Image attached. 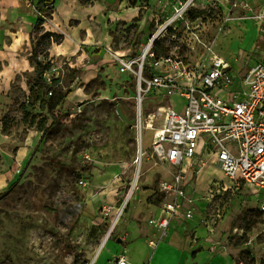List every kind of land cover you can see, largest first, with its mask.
Masks as SVG:
<instances>
[{"label": "rangeland", "instance_id": "rangeland-1", "mask_svg": "<svg viewBox=\"0 0 264 264\" xmlns=\"http://www.w3.org/2000/svg\"><path fill=\"white\" fill-rule=\"evenodd\" d=\"M178 1L52 0L37 27L38 0H0V193L10 191L0 200V264H99L96 253L124 204L140 149L136 81L120 72L112 52L137 54ZM220 1L196 0L159 47L193 59L215 53L243 75L264 60V35ZM200 10L193 20L189 13ZM35 48L55 97L65 96L54 113L48 96L36 100L43 90ZM151 98L144 109L157 105ZM170 100L183 105L178 96ZM152 137L143 128L144 148ZM168 169L144 158L140 189L101 254L109 264L117 261L118 239L129 241L158 210ZM193 180V218L177 223L191 253H202L193 264H264V194L235 187L217 163Z\"/></svg>", "mask_w": 264, "mask_h": 264}, {"label": "built area", "instance_id": "built-area-1", "mask_svg": "<svg viewBox=\"0 0 264 264\" xmlns=\"http://www.w3.org/2000/svg\"><path fill=\"white\" fill-rule=\"evenodd\" d=\"M195 2L183 0L173 4L171 17L148 36L137 54L112 52L120 72L135 78L139 105V156L121 209L130 204L140 189L145 157L167 164L169 176L159 182L161 201L155 204L158 211L148 220L163 237L173 219L193 218L194 199L188 189L195 186L193 177L210 163H217L235 187L264 194V60L240 75L232 62L215 53L193 59L162 53L156 48L162 36L171 28L177 29L178 22L185 19ZM220 2L227 5L230 13L238 12L239 18L255 22L264 35V0ZM50 73L45 70L43 77L52 87ZM51 95L50 88L48 96ZM147 95L157 103L152 104L154 108L144 109ZM176 96L183 100L178 108L170 100ZM143 128L153 130L147 149ZM259 201L264 212V198L259 197ZM149 243L152 247L159 244L156 240ZM127 263L125 256L117 258L116 264Z\"/></svg>", "mask_w": 264, "mask_h": 264}, {"label": "crops", "instance_id": "crops-1", "mask_svg": "<svg viewBox=\"0 0 264 264\" xmlns=\"http://www.w3.org/2000/svg\"><path fill=\"white\" fill-rule=\"evenodd\" d=\"M153 206L156 207L155 204ZM157 211L150 214L143 229H139L137 234L129 241L125 240L126 242H122V238L118 239L122 244L117 250V258L122 255L125 256L128 261L127 264H193L195 260H199L202 253H197L194 256L191 253L190 241L182 236L184 229H177V223H183L182 219H173L170 230L164 237L158 229L148 223L149 218ZM121 230L126 232L124 226H122ZM124 239H127V237H124ZM150 240H156L159 244L156 247H152L149 243ZM111 252L112 250L108 251V253ZM98 259L99 264H109L106 262V256L102 258L100 255Z\"/></svg>", "mask_w": 264, "mask_h": 264}, {"label": "trees", "instance_id": "trees-1", "mask_svg": "<svg viewBox=\"0 0 264 264\" xmlns=\"http://www.w3.org/2000/svg\"><path fill=\"white\" fill-rule=\"evenodd\" d=\"M52 2V0H38V5H39V15H38V18H37V22H36V26H41L45 23V17H44V14L43 12L45 11V7L47 5H49L50 3ZM206 11L204 10H200V11H197V12H191L189 13L191 18L193 20L197 19L199 16L205 14ZM48 35H51L56 37V40H58V35L56 33H48ZM46 35H43L41 38L45 37ZM157 50H160L162 53H168V49H160L159 46H156ZM34 57L38 60V54H37V49L35 48L34 49ZM49 69L48 67V64L46 63L45 59H41V60H38L37 62V78H38V81L40 83V88L43 90V92L41 93L42 96L40 94H38L37 96V101H40V102H43L44 99L46 100L45 97L48 96V91L49 89L52 87H50V85H48V83L45 81L44 77H43V73L45 70ZM49 97V102H48V108L54 113L55 109L60 105V103L62 102V100L64 99L65 96H60V97H55L54 95V90H53V95L51 96H48ZM55 115V114H54ZM53 115V122L52 124H54L56 121V118L55 116ZM53 126V125H52ZM1 195V193H0ZM150 200V197L148 198ZM161 201V197L160 196H157L155 198V202L157 203H160ZM260 213H264L263 211H259ZM194 255V254H193Z\"/></svg>", "mask_w": 264, "mask_h": 264}, {"label": "bare ground", "instance_id": "bare-ground-1", "mask_svg": "<svg viewBox=\"0 0 264 264\" xmlns=\"http://www.w3.org/2000/svg\"><path fill=\"white\" fill-rule=\"evenodd\" d=\"M122 216V209H120L117 214H116V217L110 227V230L107 234V236L104 238L101 246L99 247L97 253H96V257H95V261L98 260V258L100 257V255L102 254V252L104 251L108 241H109V238L112 234V232L114 231V229L116 228V226L118 225L119 221H120V217Z\"/></svg>", "mask_w": 264, "mask_h": 264}, {"label": "water", "instance_id": "water-1", "mask_svg": "<svg viewBox=\"0 0 264 264\" xmlns=\"http://www.w3.org/2000/svg\"><path fill=\"white\" fill-rule=\"evenodd\" d=\"M10 191H7L6 193L0 195V200H2L4 197H6L9 194Z\"/></svg>", "mask_w": 264, "mask_h": 264}]
</instances>
